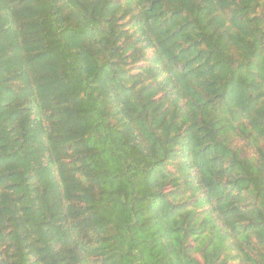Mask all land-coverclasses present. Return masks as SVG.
Listing matches in <instances>:
<instances>
[{
  "label": "trees",
  "instance_id": "trees-1",
  "mask_svg": "<svg viewBox=\"0 0 264 264\" xmlns=\"http://www.w3.org/2000/svg\"><path fill=\"white\" fill-rule=\"evenodd\" d=\"M0 264H264V0H0Z\"/></svg>",
  "mask_w": 264,
  "mask_h": 264
}]
</instances>
